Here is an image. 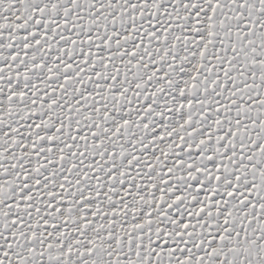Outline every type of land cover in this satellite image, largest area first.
<instances>
[{
	"label": "snow or ice",
	"instance_id": "6c2138e0",
	"mask_svg": "<svg viewBox=\"0 0 264 264\" xmlns=\"http://www.w3.org/2000/svg\"><path fill=\"white\" fill-rule=\"evenodd\" d=\"M0 264H264V0H0Z\"/></svg>",
	"mask_w": 264,
	"mask_h": 264
}]
</instances>
